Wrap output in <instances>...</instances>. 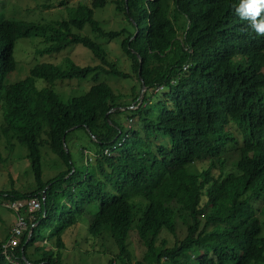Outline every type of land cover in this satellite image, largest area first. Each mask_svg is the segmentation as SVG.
Instances as JSON below:
<instances>
[{
  "label": "trees",
  "instance_id": "1",
  "mask_svg": "<svg viewBox=\"0 0 264 264\" xmlns=\"http://www.w3.org/2000/svg\"><path fill=\"white\" fill-rule=\"evenodd\" d=\"M7 1L0 0V143L26 148L35 184L0 195L37 198L41 209L27 219L34 227L13 248L14 262L0 242V264H63V236L79 225L93 238L110 234L119 255L107 264H133L134 233V264H264V36L236 15L240 0H113L129 24L120 31L94 18L108 0H49L45 9L57 1L72 15L47 23L17 18ZM87 26L94 38L81 33ZM100 38L121 39L129 73L109 60ZM22 40L41 58L10 82ZM75 46L100 64L66 59L62 69L45 60ZM102 74L135 78L130 100ZM71 80L93 85L63 99L55 88ZM50 152L57 172L44 181ZM177 219L186 226L182 239ZM162 231L175 242L160 240Z\"/></svg>",
  "mask_w": 264,
  "mask_h": 264
},
{
  "label": "rangeland",
  "instance_id": "2",
  "mask_svg": "<svg viewBox=\"0 0 264 264\" xmlns=\"http://www.w3.org/2000/svg\"><path fill=\"white\" fill-rule=\"evenodd\" d=\"M12 1L17 8V18L31 19L41 23L53 22L57 20H67L71 17L72 12L64 7L58 5L57 1H54V7L45 9L43 6L45 3H49L47 0H9L5 3L9 6V2ZM109 4L103 9H97L94 13V18L103 24L105 30H122V25L129 26L125 16L116 11V5L113 0H108ZM80 3L79 0H73L68 5L70 7L77 6ZM121 26V27H120ZM132 31V29H129ZM83 35L88 37L96 36L90 27H86L82 32ZM96 39V38H95ZM121 39L108 40L104 38L97 39L100 44L106 46L108 58L111 62L115 63L117 69L122 72L129 73L126 68L128 62L124 56L120 46H118ZM25 41V42H24ZM23 44V45H21ZM106 44V45H105ZM15 57L18 61V67L11 75L8 76L10 82H17L25 79L29 74V69L41 56L35 53L32 49L30 41L22 40L17 43L15 48ZM66 59L73 60L76 64L85 66H96L100 64L99 61H95L94 56L88 52V49L82 46H75L69 48L61 54L46 57L45 60L56 65H59L62 69H66L69 64L66 63ZM20 62V63H19ZM101 81H105L112 87L116 94L124 96L123 100H130L127 97V93L132 88L133 84L137 83L135 78L133 83L122 78L115 77L113 75L100 76ZM93 84L85 81L71 80L69 82H63L57 84L56 90L60 91L63 99H68L71 96L80 95L88 91ZM43 83H40V87ZM1 157H0V193L3 191H16L20 193H27L33 190L35 179L31 169V164L27 158V150L22 147L17 141H12V144L8 145L6 139H2L0 143ZM51 159V161H49ZM46 160V161H45ZM56 157L50 152L47 156H44V161L47 165L44 168L43 180L48 179L56 175V169L54 170L53 164ZM7 193L0 195V242L5 241L10 237L12 229L16 223L20 222L18 215L23 216V219H33L23 209L19 212L15 209L7 207L10 203ZM2 197V199H1ZM28 199V198H27ZM27 199H21L16 201L20 203L12 206L14 208L24 204ZM138 201V200H135ZM14 202V201H11ZM33 225V223H32ZM25 230L28 231V238L32 233V228ZM176 235L179 238H183L186 234V226L180 220L177 219V231ZM22 236V235H21ZM24 236V234H23ZM166 238L169 244H173L176 237L167 231H162L160 240ZM63 241L65 249L63 250V264H107L109 260L115 259L119 255V250L114 244L110 234L105 235L103 238H93L85 227L78 226L74 229L68 230L64 236ZM129 249L132 251L131 257L134 256V261L139 255V242L137 235L134 233L128 241Z\"/></svg>",
  "mask_w": 264,
  "mask_h": 264
},
{
  "label": "bare ground",
  "instance_id": "3",
  "mask_svg": "<svg viewBox=\"0 0 264 264\" xmlns=\"http://www.w3.org/2000/svg\"><path fill=\"white\" fill-rule=\"evenodd\" d=\"M143 90H144V86H143ZM1 199H2V197H1ZM9 201H10V203L8 204L7 207H10L11 209L13 208L19 212L23 209V212L25 210L29 216H32V214L34 212H37L41 209V202L37 198H28L26 201H24V204H22L20 206V208L19 207H16V208L12 207V206L18 205V204H15V203H17L16 201L15 202H11L12 200H9ZM18 217L20 219V222L16 223L14 225L12 232L10 234V237L6 241H4L3 246H2L3 247L2 253L7 257L8 260H10L12 262H14L12 260L13 248L18 245L19 240L23 237V234L25 233V230L27 229V227L29 229V224H28L27 219H25V218L23 219V216H21V215H18ZM32 218H33V216H32ZM28 220L31 222L33 221V219H30V217L28 218ZM28 264H30V263H28Z\"/></svg>",
  "mask_w": 264,
  "mask_h": 264
},
{
  "label": "clouds",
  "instance_id": "4",
  "mask_svg": "<svg viewBox=\"0 0 264 264\" xmlns=\"http://www.w3.org/2000/svg\"><path fill=\"white\" fill-rule=\"evenodd\" d=\"M233 8L236 15L248 21V28L264 36V0H240L239 5Z\"/></svg>",
  "mask_w": 264,
  "mask_h": 264
},
{
  "label": "built area",
  "instance_id": "5",
  "mask_svg": "<svg viewBox=\"0 0 264 264\" xmlns=\"http://www.w3.org/2000/svg\"><path fill=\"white\" fill-rule=\"evenodd\" d=\"M15 204H20V203H15Z\"/></svg>",
  "mask_w": 264,
  "mask_h": 264
}]
</instances>
